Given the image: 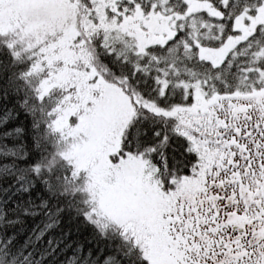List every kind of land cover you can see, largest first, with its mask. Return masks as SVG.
Listing matches in <instances>:
<instances>
[{
    "label": "snow or ice",
    "instance_id": "obj_1",
    "mask_svg": "<svg viewBox=\"0 0 264 264\" xmlns=\"http://www.w3.org/2000/svg\"><path fill=\"white\" fill-rule=\"evenodd\" d=\"M0 140V264H264V0H0Z\"/></svg>",
    "mask_w": 264,
    "mask_h": 264
},
{
    "label": "trees",
    "instance_id": "obj_2",
    "mask_svg": "<svg viewBox=\"0 0 264 264\" xmlns=\"http://www.w3.org/2000/svg\"><path fill=\"white\" fill-rule=\"evenodd\" d=\"M22 119V117H21ZM26 143V142H25ZM22 142L20 140L12 141V140H0V162L3 163H17L21 167L23 166V161L19 160V156L23 154L24 150L21 146ZM9 149L17 153L16 157L9 156L5 159L4 153L7 152ZM11 179V178H10ZM5 189H8L7 193H0V196H3L5 199V202L8 204L9 207H15L17 201H26L30 198L29 193L20 191L17 186L16 182L14 180L11 181V187L8 183H5L3 185ZM32 227L36 230H39V228L43 225V217H36L32 221H30ZM69 226L61 223L60 227L56 229L53 233H51V237L53 238V247H56V240L60 238L64 232L67 231V228ZM27 239V235H22L18 237V240L20 243H23L24 240ZM47 240L48 237L44 238L43 243H38L35 245V248L37 249V252L35 254V259L39 260V252L38 250L41 247L47 246ZM115 241H107V240H101L99 237H94L90 229H81L79 232L75 230V227L73 226V231L67 235V237L59 244V247H63L65 244L70 245V247L67 249L66 256H72L74 250L77 248V246L82 247V255L81 259L77 261V264H83V256H87L89 250H91V257L94 259L103 249V255L100 256V260L97 261V264H101V262L104 259L105 255L111 254L115 249ZM111 245V247L109 246ZM29 251H32L31 248L28 249ZM66 256H60L59 259H57L55 256L50 257L51 264H61V261L66 260ZM119 259V257H117ZM88 264H91V261L88 262Z\"/></svg>",
    "mask_w": 264,
    "mask_h": 264
}]
</instances>
